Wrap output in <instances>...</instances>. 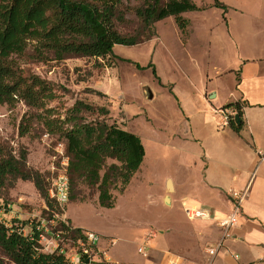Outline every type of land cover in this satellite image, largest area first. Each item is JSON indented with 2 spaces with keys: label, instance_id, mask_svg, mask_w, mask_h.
Masks as SVG:
<instances>
[{
  "label": "rangeland",
  "instance_id": "1",
  "mask_svg": "<svg viewBox=\"0 0 264 264\" xmlns=\"http://www.w3.org/2000/svg\"><path fill=\"white\" fill-rule=\"evenodd\" d=\"M122 1L125 20L117 27L122 34L133 35L140 27L135 9L144 0ZM192 1L205 11L182 15L190 22L186 35L169 17L153 25L147 42L115 46V57L106 60L71 57L58 62L52 56L40 60L33 45L14 58L24 75L38 76L52 85L57 99L47 109L55 111L53 118L65 121L79 101L106 108L108 124L141 138L145 159L125 192H120L121 185L112 190L113 209H102L97 189L86 185L80 187V201L64 209L55 202L47 205L32 182L17 180L0 198L7 226L59 217L72 229L98 234L100 249L107 252L111 264H168L167 253L176 256L178 264H191L187 256L197 222L186 218L180 201L198 196L196 183L202 179V153L191 141V130L197 139L210 144L212 105L238 96V75L230 70H238L242 60L255 57V0ZM217 2L227 10L216 7ZM149 65H154L159 80L152 69L145 68ZM212 90L219 93V100L208 102L205 94ZM40 116L47 117L24 102L2 107L0 142L17 158L25 153L28 168L43 175L49 190L50 168L65 141L48 134ZM82 117L86 123L104 121L98 115ZM25 127L29 133L21 136ZM112 164L116 163L108 161L107 165ZM168 181L174 182L176 191L169 190ZM145 241L152 249L147 256L138 251ZM0 264H13L1 250Z\"/></svg>",
  "mask_w": 264,
  "mask_h": 264
},
{
  "label": "trees",
  "instance_id": "2",
  "mask_svg": "<svg viewBox=\"0 0 264 264\" xmlns=\"http://www.w3.org/2000/svg\"><path fill=\"white\" fill-rule=\"evenodd\" d=\"M122 4V0H0V109L24 102L30 109L43 111L47 117L39 118L47 133L64 139L70 158L69 203L80 201V187L86 185L97 189L102 209H113L116 199L112 190L121 185L120 192H125L139 172L145 159L141 138L108 124V109L82 101L68 111L65 121L53 118L55 111L47 109V104L57 99L52 85L38 76L24 75L15 66L14 58L23 56L33 45L40 60H48L50 56L58 62L71 57L106 60L115 57V46L135 47L147 42L153 25L169 17L174 18L186 35L190 22L182 15L205 11L192 0L166 3L144 0L143 6L135 9L139 30L133 35H124L117 27V23L125 20ZM216 7L227 10L218 2ZM145 68L152 69L159 80L154 65ZM245 106L237 102L222 108L232 110L241 118L240 125L235 117L230 118L229 126L236 133L243 130ZM85 113L101 116L104 121L86 123L82 117ZM28 133V127L21 130V136ZM108 161L116 164L108 166ZM17 180L32 182L47 205L56 203L50 199L43 175L28 168L26 154L17 158L0 142V198ZM15 225L7 227L0 223V250L13 264H68L64 256L42 253L38 239L30 241L21 236L15 231ZM69 231L73 241L83 237L82 229L69 227ZM80 264H86V259Z\"/></svg>",
  "mask_w": 264,
  "mask_h": 264
},
{
  "label": "crops",
  "instance_id": "3",
  "mask_svg": "<svg viewBox=\"0 0 264 264\" xmlns=\"http://www.w3.org/2000/svg\"><path fill=\"white\" fill-rule=\"evenodd\" d=\"M230 71L238 75V96L217 107L212 105L210 144L197 139L191 130V141L198 144L202 153L199 156L202 179L196 183L198 196L180 201L186 218L190 208L207 210L211 216L209 220L188 219L197 222L193 227L192 252L184 255L191 264L209 262L207 248L222 238L218 221L232 212L233 196L244 192L238 224L213 264H264V0H255V57L242 60L238 70ZM212 91L205 94L208 102L213 93L215 100H219V93ZM237 102L246 105L243 130L236 133L230 126L220 129L218 112ZM172 188L175 190L173 181ZM149 248L148 252L152 250ZM166 260L168 264L179 263L171 253H167Z\"/></svg>",
  "mask_w": 264,
  "mask_h": 264
},
{
  "label": "built area",
  "instance_id": "4",
  "mask_svg": "<svg viewBox=\"0 0 264 264\" xmlns=\"http://www.w3.org/2000/svg\"><path fill=\"white\" fill-rule=\"evenodd\" d=\"M218 114L221 120L220 129L228 127L230 118L235 117V112L230 109H221ZM63 147L64 145L58 147V156L54 157V162L50 168L52 181L49 189L50 198L56 201L61 209H64L69 204L70 191L68 173L70 158ZM245 196L246 192L236 193L232 200V212L228 217L218 221L217 226L222 231V238L216 245L207 248L206 254L209 257L207 264H213L219 252L224 249L225 242L231 238V231L237 226L241 216L242 203ZM4 213L5 207L2 206L0 207V223L7 226L4 221ZM186 214L191 221L211 219L209 211L203 209L190 208L186 211ZM15 226V231L28 240L33 241L37 238L42 247L40 249L42 253L64 256L68 264H80L82 259H86V264L87 261H89V264H111V259L107 252L100 249L101 237L98 234L92 231L84 232L81 239L73 241L70 236V226L65 221H61L59 217H55L51 221L45 219L31 221L26 225L18 223ZM115 244V241L111 242L112 246ZM149 244V241L143 242L139 247V253L147 256Z\"/></svg>",
  "mask_w": 264,
  "mask_h": 264
},
{
  "label": "water",
  "instance_id": "5",
  "mask_svg": "<svg viewBox=\"0 0 264 264\" xmlns=\"http://www.w3.org/2000/svg\"><path fill=\"white\" fill-rule=\"evenodd\" d=\"M215 97H216V95L213 93V94L210 96V99H214ZM235 120L237 121V125H240L241 118H240L238 115L235 116ZM169 183H171V181H168V184H169ZM169 190L172 191L173 189H172L171 187H169ZM165 200H166V203H169V202H170V200H169L168 197H166ZM87 264H89V261H87Z\"/></svg>",
  "mask_w": 264,
  "mask_h": 264
},
{
  "label": "bare ground",
  "instance_id": "6",
  "mask_svg": "<svg viewBox=\"0 0 264 264\" xmlns=\"http://www.w3.org/2000/svg\"><path fill=\"white\" fill-rule=\"evenodd\" d=\"M168 187H171V188H172V183H169V184H168ZM172 189H173V188H172Z\"/></svg>",
  "mask_w": 264,
  "mask_h": 264
}]
</instances>
